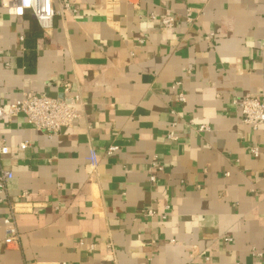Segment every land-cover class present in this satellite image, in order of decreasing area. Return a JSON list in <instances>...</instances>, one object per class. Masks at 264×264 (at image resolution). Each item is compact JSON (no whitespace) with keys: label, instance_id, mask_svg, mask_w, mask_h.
Returning a JSON list of instances; mask_svg holds the SVG:
<instances>
[{"label":"crops","instance_id":"obj_1","mask_svg":"<svg viewBox=\"0 0 264 264\" xmlns=\"http://www.w3.org/2000/svg\"><path fill=\"white\" fill-rule=\"evenodd\" d=\"M69 1L49 32L0 6V100L83 99L55 135L0 122V264H264V125L235 103L264 96V0Z\"/></svg>","mask_w":264,"mask_h":264},{"label":"built area","instance_id":"obj_2","mask_svg":"<svg viewBox=\"0 0 264 264\" xmlns=\"http://www.w3.org/2000/svg\"><path fill=\"white\" fill-rule=\"evenodd\" d=\"M0 6L5 8L9 14L23 16L30 12L41 28L49 32L54 27V19L57 15H62L65 11H70L72 6L69 0H0ZM154 19L155 16L153 15ZM188 18L189 15H188ZM161 24L165 27H173L175 17L172 15L164 16ZM24 40V36L21 37ZM181 85L176 82L174 87ZM57 86L64 91V97L52 96L47 93H36L34 91H24L22 96L16 101L4 103L0 100V122L11 121L16 115L23 114L27 121L33 124L38 130L48 134L55 135L63 128L71 127L82 117L83 99L78 90L73 89V84L69 81H57ZM178 102L186 101L184 93H178ZM235 103L240 111L242 121L252 128L257 129L264 125V96H255L251 93H245L235 99ZM174 113V111H172ZM176 125V123H174ZM199 131L210 130L209 125L202 124L198 127ZM170 139L176 140L178 136L174 131L168 133ZM27 142L22 143V149L27 148ZM118 146L112 145L108 148L107 153L113 154ZM10 148L7 145L0 147L2 155L7 154ZM251 153L258 156L261 150L258 147H252ZM91 167L95 171L98 166L97 152L91 151L89 157ZM13 178V172L6 168H0V196L7 191V185ZM3 196L0 197V200ZM15 209V208H14ZM154 213L153 209L148 211L149 215ZM5 237L4 243L8 246L19 239V231L16 220L13 216L4 218ZM1 240V238H0ZM231 241L232 238L227 237ZM94 244L90 248H94ZM261 253H258L260 255ZM27 264H42L41 262H30ZM63 264H66L65 262Z\"/></svg>","mask_w":264,"mask_h":264}]
</instances>
